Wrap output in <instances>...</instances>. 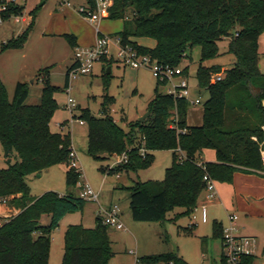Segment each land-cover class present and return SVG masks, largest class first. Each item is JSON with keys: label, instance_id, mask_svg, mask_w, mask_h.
<instances>
[{"label": "trees", "instance_id": "obj_1", "mask_svg": "<svg viewBox=\"0 0 264 264\" xmlns=\"http://www.w3.org/2000/svg\"><path fill=\"white\" fill-rule=\"evenodd\" d=\"M109 1L106 19L122 21V31L115 36L138 54L177 67L189 58L193 48H199L195 78L198 88L208 94L199 127L186 125L185 99L158 94L157 89L148 105L149 116L142 123L129 124L127 131L114 121L113 99L108 95L102 97L99 116L92 115L88 109H78L77 119L87 128L89 157L100 160L127 155V162L117 167L116 172L138 173L152 165L154 152H172V164L165 170L162 181L136 182L127 189L132 220L159 223L175 209L183 210L181 216L190 217L203 195L205 175L214 182L230 184L236 172L264 173L261 155L264 153V74L258 53V40L264 34V0ZM86 3L94 9V0ZM23 12L24 6H9L0 13V20L9 21ZM30 16L33 23L35 11ZM32 23L17 37L2 43L0 53L21 49ZM69 39L74 47V38ZM132 39H149L155 46L141 47ZM222 40H228L233 65L228 69L204 66V62L219 55L218 43ZM110 65L108 62L107 66ZM73 68L75 64L67 70L66 89ZM45 74L40 103L36 106L26 104V83H17L9 100L0 79V146L8 164L6 169H0V199L20 196L12 200L16 215L0 226V264H49L51 233L66 215L81 212L86 203L72 194L48 192L35 199L28 196L27 177L55 165L67 166V188H76L80 178L69 167L72 146L69 134L49 130L57 109L54 96L59 90L50 85ZM183 74L187 75L186 68ZM217 75L222 76L221 80L212 83ZM108 80L109 75L105 74L104 88ZM205 150L214 152V162L201 161ZM13 157L16 161L10 164ZM44 215L50 217L49 224L40 226ZM108 230L99 216L91 229L69 226L64 234L62 264H108L114 255ZM192 230L190 226L184 232L191 234ZM212 237L222 241L223 230L218 222L212 223ZM137 260L140 264H187L174 251ZM254 261L255 256H246L242 264H254ZM218 264H226L222 255Z\"/></svg>", "mask_w": 264, "mask_h": 264}, {"label": "rangeland", "instance_id": "obj_2", "mask_svg": "<svg viewBox=\"0 0 264 264\" xmlns=\"http://www.w3.org/2000/svg\"><path fill=\"white\" fill-rule=\"evenodd\" d=\"M60 1L26 0L19 23H16L14 19L0 22L1 45L27 29L32 23L30 13L35 11L31 31L24 46L21 49L0 53V78L5 85L9 100L12 99L16 83H26L28 87L26 104L36 106L40 103L42 80L46 78L45 73L47 72L50 85L59 90L54 96L57 109L50 120L49 130L60 135L69 134L72 150L78 159V169L81 174L79 184L84 183L95 193H98L97 202H86L81 212L66 215L51 233L49 264H62L64 234L67 228L75 225H80L85 229L93 228L99 205L110 202L119 205L121 221L126 229L125 232L108 230L110 239H114L112 242L113 251L127 254L134 261L135 258L174 251L187 264H213L220 258L221 241L212 237V222L208 221L203 224L198 221L199 211L194 212V220L192 216H181L182 209H175L167 213L164 221L159 223H139L132 220L127 189L136 182L162 181L165 170L172 164L171 151L154 152L153 163L148 169L129 174L116 172L117 167L113 168V172H106L118 161L117 156L105 157L100 160L88 156L87 128L86 125L80 126L76 122L79 115L78 109H88L92 115L99 116L102 97L108 95L113 99L111 110L116 122L127 131L129 124L139 121L147 113L155 90L157 89L158 94H163L164 87L157 86L156 79L150 69L133 70L130 67H123L116 61V46L113 40L116 38L115 34L122 31L121 20L101 19L96 25H92L78 13V7L85 5L86 0H72V8L60 5ZM96 29L100 35L112 38L107 56L108 61L113 60L108 67L110 69L108 86L104 88L102 82L107 65L96 61L91 74L71 75L69 86L66 89L64 87L66 73L74 63V52L76 49H85L94 45L97 39ZM69 37H73L77 41L76 46H70ZM218 49L219 55L211 61L204 62L203 65L206 67L220 66L223 69L230 68L234 63V57L228 53V40L219 42ZM258 53L262 65L261 71L264 72V34L258 40ZM188 55L189 58L177 67L187 69L189 95L186 99L188 103L186 125L199 127L202 125L203 105L208 99V94L198 88L195 78L200 60L199 48H193ZM68 99H71L76 107L73 111L76 118L72 124H68V127L61 129L60 125L70 121L72 116L65 108ZM198 99L201 103L195 105L194 101ZM210 152L205 150L203 154L207 156ZM178 155L183 157L181 153ZM15 161L16 158L13 157L10 164H14ZM7 167L8 164L0 146V169ZM66 171L65 164H58L41 174L30 175L26 179L28 196L35 199L45 193L52 192L58 195L72 194L78 197L81 192L78 189V184L73 189L66 186ZM12 200L5 201L0 206L7 208L10 204L13 205ZM213 201H211V205H207L208 217L213 216L216 219L224 217L226 219L225 210ZM3 220L4 218L0 221ZM49 221L50 217L44 215L41 217L39 225L47 226ZM192 223L196 225L193 226L191 234L185 233L184 230ZM239 223L237 221V225ZM254 228L261 232L258 226L255 225ZM238 233L241 235V231ZM136 241L139 250L136 249ZM255 242L257 263L262 264L264 256L259 253L262 246L257 239Z\"/></svg>", "mask_w": 264, "mask_h": 264}, {"label": "built area", "instance_id": "obj_3", "mask_svg": "<svg viewBox=\"0 0 264 264\" xmlns=\"http://www.w3.org/2000/svg\"><path fill=\"white\" fill-rule=\"evenodd\" d=\"M26 0H0V13L6 12L9 6H24ZM60 5L72 8V0H61ZM111 5L109 0H94V9L86 5L78 7V13L81 14L89 23L96 25L101 19H106L108 15V9ZM21 16L12 17L16 23L20 22ZM0 22H2L0 20ZM97 39L92 47L85 49H76L74 52V64L75 68L70 72V75L80 74L88 75L91 74L93 64L96 61L102 59L107 60L108 46L111 42V37H105L99 34L96 29ZM116 46V61L123 67H130L133 70L140 68H148L151 70L158 86L164 87L163 94L171 96L173 98L187 99L188 92V81L186 76L183 74V69L180 67H170L168 65H162L153 60L150 56L141 55L136 52L133 48L128 45H122L120 40L116 37L114 40ZM222 76L217 75L212 78V83L219 82ZM195 105L200 104V100L194 101ZM65 108L72 114L70 121H67L64 125H60V128L68 127V124H72L74 118L73 111L76 108L71 99L67 100ZM113 113V111H111ZM114 121L116 122L115 118ZM79 125H84L80 120H76ZM141 155H144V151H140ZM264 161V153L261 154ZM118 157V161L113 165L112 168L106 170L110 172L114 167L127 162L128 158L126 154L114 155ZM200 165V164H199ZM69 166L71 169L79 172L78 159L76 153L72 150L69 154ZM81 177V174H80ZM80 180V178H79ZM205 183L203 190V198L206 202H211L216 197L215 182L210 179L207 175L203 177ZM78 189L81 190L79 197L86 202H97L98 193H95L88 185L79 184ZM10 198L0 199V204L8 201ZM197 209H195L196 211ZM200 212V220L202 223L206 222V207L200 206L198 209ZM194 211V212H195ZM194 212L191 215L192 219H195ZM98 216L102 220V224L108 229H114L117 231L125 232L126 229L120 219V209L118 205H111L109 208H101ZM238 217L235 214L228 216V227L223 230V238L221 241L222 256L226 261V264H242V259L246 256H255L256 242L251 237H239L237 230ZM4 222L0 221V226ZM192 226V225H191ZM135 264H140L136 258Z\"/></svg>", "mask_w": 264, "mask_h": 264}, {"label": "crops", "instance_id": "obj_4", "mask_svg": "<svg viewBox=\"0 0 264 264\" xmlns=\"http://www.w3.org/2000/svg\"><path fill=\"white\" fill-rule=\"evenodd\" d=\"M131 41L135 42L138 46L149 48V49H152L155 46L154 41L149 40V39H132ZM76 43L77 41L74 39L75 46H76ZM111 61L113 60L112 59L110 61L106 60L105 62H102V63L105 65H108V62H111ZM73 64L74 63H72L71 66ZM108 67L109 66H107L106 68L107 70L109 69ZM261 68H262V65L260 64V69ZM262 73L264 74V72ZM17 83H22V82H17ZM7 96H8V93H7ZM84 125H80V126H84ZM71 145H72V141H71ZM204 152L205 151H203L202 155L200 156L201 161L203 162H214L215 161V154L213 151H211L209 155L207 156L203 154ZM215 189H216V197L213 202H216L225 210V212L227 213V218L225 219L223 217V218L216 219L213 216L208 217L207 205H211L212 202L211 203L206 202L203 198V195L198 201L196 211H199L198 209L200 208V206H205L206 207V222L205 223H207L208 221L212 223L218 222L221 224L222 230H224L225 227L226 228L228 227V216L231 214H235L239 218L238 221L240 222L239 225H237L238 226L237 230H239L238 232L241 231V235H239L240 233H238V236L239 237H251V238L257 239L258 242H260L262 246L259 253L261 256H264V173L236 172L234 173L233 180L230 184H221V183L215 182ZM19 197H20L19 195L16 197H9L10 199L8 201L14 198L18 199ZM111 205H114V204L111 202L108 204H103V205L100 204L98 208V212L101 208L107 209ZM98 212H97L96 217L98 216ZM16 213H17V208L15 205L10 204L7 208L0 206V220L4 218L2 222L16 215ZM121 216L122 215L120 211V219L122 220ZM198 221L201 222L200 212L198 214ZM212 223H211V229H212ZM195 225L196 224L192 223V226H195ZM255 225L259 227L261 232L255 230L254 228ZM109 239H110V235H109ZM110 241H111V247H112V242H114V239H110ZM135 245H136V249L139 250V245L137 241ZM113 254H114L113 257L111 258L108 264H135L134 259L128 256L127 254H124L120 251H113ZM144 254H148V253H144ZM221 255H222V248H221ZM203 259L204 260L206 259L205 256ZM219 261H220V258L217 261H215L213 264H218ZM257 262L258 260L255 255L254 264H258Z\"/></svg>", "mask_w": 264, "mask_h": 264}, {"label": "water", "instance_id": "obj_5", "mask_svg": "<svg viewBox=\"0 0 264 264\" xmlns=\"http://www.w3.org/2000/svg\"><path fill=\"white\" fill-rule=\"evenodd\" d=\"M107 74L110 73L109 69L106 71ZM149 116V113L147 112L142 118L139 119V123L144 122V120Z\"/></svg>", "mask_w": 264, "mask_h": 264}]
</instances>
